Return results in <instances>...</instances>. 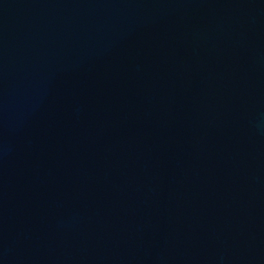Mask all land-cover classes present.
<instances>
[{
	"label": "water",
	"instance_id": "1",
	"mask_svg": "<svg viewBox=\"0 0 264 264\" xmlns=\"http://www.w3.org/2000/svg\"><path fill=\"white\" fill-rule=\"evenodd\" d=\"M0 264H264V0H0Z\"/></svg>",
	"mask_w": 264,
	"mask_h": 264
}]
</instances>
